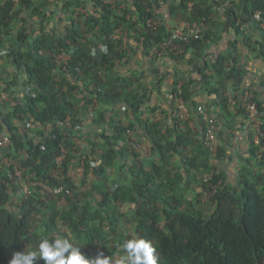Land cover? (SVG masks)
Returning <instances> with one entry per match:
<instances>
[{"label": "trees", "instance_id": "trees-1", "mask_svg": "<svg viewBox=\"0 0 264 264\" xmlns=\"http://www.w3.org/2000/svg\"><path fill=\"white\" fill-rule=\"evenodd\" d=\"M175 1L178 10L185 16L190 14L201 30L188 42L176 41L167 48L164 43L172 31L167 32L165 21L157 12L159 0H91L93 8L84 22L76 17L77 10L84 5L82 0H0V48L13 42L7 36L20 21L24 24L18 29V47H9L7 58L26 83L20 101L9 105L7 112L0 108V135L6 133L12 140L4 154L10 161L0 170V264H9L12 253L24 251L26 246L36 249L41 238L68 233L87 258L103 253L111 260L133 231L154 243L159 264H264V154L251 143L248 153L254 168L248 171L252 180L243 176L236 186L227 184V174L211 163L212 153L203 144L207 122L199 111L200 105L191 102L193 81L174 84L172 112L163 120L117 126L111 134L103 130L99 138L86 140L85 149L79 147L76 139L84 132L76 127L83 125L91 114L92 125L100 126L113 106L124 105L138 115L146 104L148 93L142 83L133 86L131 78L115 77L116 62L125 55L123 40L113 36L123 25L135 27V38L146 55L153 53L156 58L169 57L181 62L192 50L194 58L204 61L207 67V50L212 42L221 39L209 29L214 26L216 10H229L235 26L238 18L252 20L255 11L264 9V0H246L242 7L235 0ZM123 3L134 7L136 22L121 15L126 11L121 7ZM53 4L72 24L59 38L48 28V13ZM28 11L30 17L39 18L40 28L27 25L24 16ZM152 19L160 23L158 27L151 24ZM84 26L87 29L82 30ZM237 34L250 50L259 48L257 51L264 58V32L258 42L248 32L238 29ZM97 39L104 42L106 51H101ZM176 45L181 53L176 52ZM68 55L70 60L60 63L59 59ZM207 68L201 71L204 73ZM214 68L217 76H225L232 83L229 92L226 81L215 83L213 75L207 74L204 86L206 92L216 97L214 105L227 123L228 144L222 140L218 155L223 159L237 130L236 117L246 115L240 105L232 107L229 94L233 91L240 96L248 89L243 88L247 71L231 52L221 56ZM1 82L0 79V94L5 91L11 97L19 81L13 77ZM76 91L82 97L75 101ZM178 96L190 106L188 120L175 116ZM68 118L71 126L66 124ZM192 119L198 121V128L189 129ZM168 121L174 125L166 127ZM143 139L150 142L157 158L150 169L142 160ZM61 156L64 159L59 165ZM174 157H178L182 167ZM15 160H20L24 175H30L34 182L30 193L17 202L12 196V191L18 195L20 187ZM75 161L84 163L80 185L67 175ZM117 167L127 173L129 185L112 180L111 169ZM211 172L212 182L218 186L216 194L206 202L205 192H200L193 200L191 192L195 188H191V183L198 180L203 189L210 190L204 176ZM197 173L204 176L197 178ZM38 183L64 185L71 193L55 194ZM87 183L90 189L80 197L77 190ZM125 192L130 194L128 201L136 205L132 218L123 211ZM202 201L206 207L199 208L195 203ZM35 264L44 261L37 260Z\"/></svg>", "mask_w": 264, "mask_h": 264}, {"label": "crops", "instance_id": "crops-1", "mask_svg": "<svg viewBox=\"0 0 264 264\" xmlns=\"http://www.w3.org/2000/svg\"><path fill=\"white\" fill-rule=\"evenodd\" d=\"M82 1L84 2V5L79 7L76 17L79 19V21L84 22L88 12L91 10V8H93V4L91 0ZM235 1H237L239 7L244 6L246 2V0ZM175 2V0H164L161 6L157 8L158 14L161 15L162 19L165 21L167 32L173 31L178 24L183 22H190L193 26H198L197 29L200 31L201 25L195 21H192L193 19L190 14H188V16L182 14L176 7ZM51 6H53V10L48 13V28L55 36H57V38H59L68 32V30L72 27V24L66 17L65 13L56 7L55 4ZM125 7L126 11L121 15L124 16L125 19H132L133 22H136L138 15L134 7L130 5H125ZM239 7L234 9L239 12ZM29 15H31V11H28V13L24 16L28 19L27 25L32 28H40L39 18L30 17ZM233 19V14L226 8L221 7L216 10L213 21L214 26H211L209 29L212 32H215L214 34H218L221 39L212 42L207 50L205 61L207 62L208 68L204 65V61L194 58L195 56L192 50L187 52L185 59H183L181 62L169 57L156 58L153 53L146 55L144 49L142 48V44H140V42H138L135 38V27H130L127 24L123 25V29L121 28V38L116 36V34L113 36L115 40H123L122 49L123 54L125 55L124 59L116 62L114 67V71L116 73L115 77L117 80H121L122 78H131L130 83H132L133 86H137L139 83H142L146 87V92L148 93L146 104L141 108L138 115L132 113L124 105L113 106L111 107L112 110L107 113L106 122L102 125L95 126L92 125V122H85L83 127L84 132L81 136L85 137L86 140L90 137L99 138V135L103 132V130H105L106 133L111 134L117 126L125 127L131 123L138 124V122L141 120H163L168 114L172 112V90L174 84L179 81H193L194 86L191 102L198 103L200 106L205 107L211 118L215 119V128L220 138L225 141V144H228V141L226 142V137L229 134L228 130L226 129L227 123L220 116V109L214 105L216 97L214 95H210L204 90L205 82L208 79L207 74L213 75L215 83L221 82L222 80L226 81L228 87L227 89H230L228 91L230 92L232 90V83L227 81L228 79L225 76L222 78L217 76L214 71V64L218 63V60L221 56L227 55L229 52H231L239 59L240 64L243 65L247 71L243 88H252L258 101L260 104H262V106H264V58L257 51L259 48L250 50L249 47L244 44L241 35L237 34L235 26L232 25ZM23 25V22L20 21V23L17 25V28H15L10 33V35L7 36L8 38H12L13 42H7L8 45L6 44V46L0 48V52L5 53L0 55V79L4 82L16 77L19 81L17 86H15L13 91L14 93L11 91V105L23 98V86L26 84L25 78L16 73L15 68L11 65L7 58L9 47H18V29L22 28ZM81 28L82 30L87 29L85 26ZM249 33L254 42L262 41V32L259 28H254V31ZM131 34L134 37H132ZM97 44L100 49L102 47H106L102 41ZM175 47H177V45ZM70 57L71 55H68L64 58L62 57V59H59L60 63H66L70 60ZM203 67L204 69L207 68V71L204 73L201 71V68ZM231 93H233V91ZM231 93L229 94L230 96ZM75 95L77 98L75 101L82 97L81 94H78V91L75 92ZM153 108L155 109L154 112H152ZM245 117L246 115L243 114L236 117L237 130L235 131L234 136L230 139L232 144L237 141L238 144L243 147L241 152L243 153L242 156L239 155L240 153H233L230 151L229 146H226L227 151L225 157L223 159L219 157V162L217 165L220 171H224L227 174V184L231 186H236L243 176L252 180V175L249 173L248 169L254 168V165L249 161V159H251V156L248 153L249 144L245 139L242 129V124L245 120ZM189 124V129H196L199 127V123L196 119L190 120ZM35 132L36 130H33V137H36ZM140 151L143 154L142 160L145 164V167L150 169L153 163L157 160L154 152L151 149L150 142L146 139H143V143L140 146ZM173 159L180 167H182L178 157H174ZM119 173L117 175H120L118 176L120 177V180L117 178V183L122 182L123 184L129 185L130 180L127 177V173L124 170L119 171ZM196 175L197 178L204 176L203 173H197ZM200 184V181L196 180V182L191 183L190 186L191 188H202Z\"/></svg>", "mask_w": 264, "mask_h": 264}, {"label": "built area", "instance_id": "built-area-1", "mask_svg": "<svg viewBox=\"0 0 264 264\" xmlns=\"http://www.w3.org/2000/svg\"><path fill=\"white\" fill-rule=\"evenodd\" d=\"M162 4L164 0H159ZM151 24L155 25V27L159 26V22L157 20H150ZM198 27V26H197ZM196 26H193L190 22H183L178 24L175 29L172 31V34L167 42L164 45L167 48H170L175 44L176 41H186L190 40V37L196 35L198 36L199 30ZM235 28L242 32H252L254 28H260L262 32H264V9L257 10L254 12L252 16V20L244 21L241 18H238L235 21ZM122 30L119 29L116 32V36H121ZM104 48V47H103ZM176 52L181 53L182 50L179 47H175ZM6 87V86H5ZM231 105L232 107L240 105L246 114L245 120L242 124L243 133L247 143H252L254 146L259 148V153L264 154V107L260 105L254 90L247 89L240 96L237 93H231ZM12 102V98L5 91H2L0 94V108L2 111L7 112L10 108ZM10 105V106H9ZM176 111L175 116H179L182 120H188L191 118L190 106L186 102V100L182 96H178L176 98ZM199 111L204 115L205 120L207 122L206 130L204 131V135L202 136L203 144L206 148L210 150L212 153L213 161L215 163L219 162V150L223 144L222 139L220 138L218 132L215 128V119L211 118V116L207 113L204 106H199ZM94 115L91 114L90 118L87 120L88 122H92ZM86 121V122H87ZM66 124L71 126L70 118L67 119ZM174 124L171 121H168L166 127L173 126ZM84 127L83 125L77 126L76 130L81 131ZM165 127V128H166ZM37 128V126H33L32 129ZM52 129V125L48 126V130ZM132 131H129V134H132ZM12 145V140L9 135L3 133L0 135V149L6 150ZM230 151L235 154H239L242 152L243 147L235 141L231 146H229ZM64 156L58 158V164L61 165L63 162ZM10 160V159H9ZM9 163V162H8ZM15 176L18 178L19 184L23 185V189L26 192V195L30 193V186L34 184L31 182V176H25V168L22 166L20 160H15L14 163ZM68 177L72 179L76 184H81L84 179V163H81L79 168H76L73 164L70 166L68 170ZM213 173H208L204 176V182L207 183V188H211L210 190L202 189V192H205V200H209L210 197L214 196L217 192L218 186L212 182ZM39 185L47 188L51 192L55 194H63V193H71V190L68 189L64 185L59 186H49L45 183H38ZM19 185V186H20ZM203 188V187H202Z\"/></svg>", "mask_w": 264, "mask_h": 264}, {"label": "clouds", "instance_id": "clouds-1", "mask_svg": "<svg viewBox=\"0 0 264 264\" xmlns=\"http://www.w3.org/2000/svg\"><path fill=\"white\" fill-rule=\"evenodd\" d=\"M101 51L106 49L102 47ZM3 54L5 53L0 52V55ZM92 54L95 55V51ZM63 230L67 232L66 229ZM120 251L122 255L116 259L110 260L103 253L93 259L87 258L68 233L62 237L41 238L36 249L26 246L24 251H14L9 264H35L37 260H43L44 264H159L154 243L138 236L134 231L120 245Z\"/></svg>", "mask_w": 264, "mask_h": 264}, {"label": "rangeland", "instance_id": "rangeland-1", "mask_svg": "<svg viewBox=\"0 0 264 264\" xmlns=\"http://www.w3.org/2000/svg\"><path fill=\"white\" fill-rule=\"evenodd\" d=\"M126 4H122V9L123 10H126V7H125ZM121 38V37H120ZM96 43H99L101 42L99 39H97L95 41ZM232 88V87H231ZM230 90V89H228ZM86 134V133H85ZM79 137V138H78ZM77 141H78V144L80 145L79 147H83L84 149L86 148V146L88 145L87 142L85 141V137H82V136H77L76 137ZM7 150H1L0 149V170H1V167H4L6 164H8V162L10 161L8 157H5L4 154L6 153ZM211 163L217 167L218 163H215L213 161V157H212V160H211ZM73 165L76 167V168H79L81 166V163L80 161H75L73 163ZM123 169L117 167L115 169H111V178L112 180H114L115 182L117 178H119L118 180H120V175H117L119 173V171H122ZM213 173V172H211ZM120 174V173H119ZM124 178V177H123ZM20 185V184H19ZM90 189V185L87 183L85 185H83L81 188H79L77 190V192L80 194V197L83 196L88 190ZM198 189V190H197ZM202 189L203 188H195L193 189V191L191 192L193 194V200L194 199H197L196 195L197 193H200L202 192ZM191 193H190V198H191ZM24 195H26V192L25 190L23 189V185H20L19 187V191H18V195L12 191V196L14 197V202L16 201L17 202V199H20L21 197H23ZM129 192H125L124 194V199L126 200V203H124V206H123V211L127 213V217L128 218H132L134 216V213H135V204L132 203V202H129L128 201V198H129ZM208 202V200L206 201ZM206 202L202 201V203L200 202H197L195 203L196 205L198 204L199 208H201L202 206H205L206 207ZM61 206H64V204L61 203ZM129 223H125V227H129ZM120 255H122L121 251L118 250V252L116 253L114 259L118 258Z\"/></svg>", "mask_w": 264, "mask_h": 264}]
</instances>
